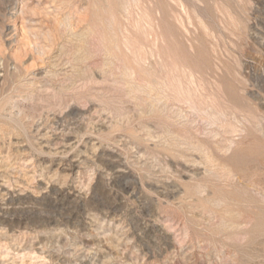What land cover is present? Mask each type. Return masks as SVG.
<instances>
[{"label": "rangeland", "instance_id": "obj_1", "mask_svg": "<svg viewBox=\"0 0 264 264\" xmlns=\"http://www.w3.org/2000/svg\"><path fill=\"white\" fill-rule=\"evenodd\" d=\"M0 264H264V0H0Z\"/></svg>", "mask_w": 264, "mask_h": 264}, {"label": "bare ground", "instance_id": "obj_2", "mask_svg": "<svg viewBox=\"0 0 264 264\" xmlns=\"http://www.w3.org/2000/svg\"><path fill=\"white\" fill-rule=\"evenodd\" d=\"M180 94V93H179ZM206 147V146H205ZM204 149V148H203ZM209 158V157H208ZM204 188V187H203Z\"/></svg>", "mask_w": 264, "mask_h": 264}]
</instances>
